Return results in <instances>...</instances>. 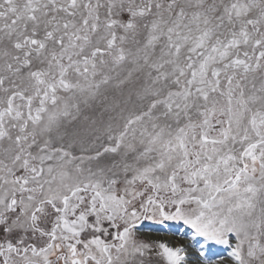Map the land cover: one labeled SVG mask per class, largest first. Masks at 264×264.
<instances>
[{"label":"snow or ice","instance_id":"snow-or-ice-1","mask_svg":"<svg viewBox=\"0 0 264 264\" xmlns=\"http://www.w3.org/2000/svg\"><path fill=\"white\" fill-rule=\"evenodd\" d=\"M0 264H264V0H0Z\"/></svg>","mask_w":264,"mask_h":264},{"label":"bare ground","instance_id":"bare-ground-1","mask_svg":"<svg viewBox=\"0 0 264 264\" xmlns=\"http://www.w3.org/2000/svg\"><path fill=\"white\" fill-rule=\"evenodd\" d=\"M177 236H178V238H180V237H179V234H177Z\"/></svg>","mask_w":264,"mask_h":264}]
</instances>
